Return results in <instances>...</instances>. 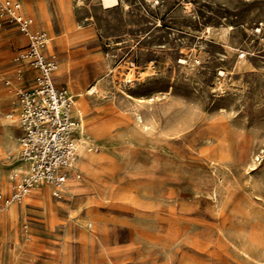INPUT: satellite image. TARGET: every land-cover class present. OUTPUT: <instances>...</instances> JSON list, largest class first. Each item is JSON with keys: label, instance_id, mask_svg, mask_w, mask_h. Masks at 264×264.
<instances>
[{"label": "rangeland", "instance_id": "obj_1", "mask_svg": "<svg viewBox=\"0 0 264 264\" xmlns=\"http://www.w3.org/2000/svg\"><path fill=\"white\" fill-rule=\"evenodd\" d=\"M23 2L81 131L66 194L41 186L0 214V264H264V0ZM3 24L9 193L36 70Z\"/></svg>", "mask_w": 264, "mask_h": 264}, {"label": "built area", "instance_id": "obj_2", "mask_svg": "<svg viewBox=\"0 0 264 264\" xmlns=\"http://www.w3.org/2000/svg\"><path fill=\"white\" fill-rule=\"evenodd\" d=\"M4 22L25 36L27 45L18 57L36 74L33 85L17 93L22 166L10 175L9 193L0 192V214L21 204L41 186H50L56 197L66 194L81 131L74 115V95L54 80L59 58L50 50L53 38L36 26L21 0H0V27Z\"/></svg>", "mask_w": 264, "mask_h": 264}, {"label": "bare ground", "instance_id": "obj_3", "mask_svg": "<svg viewBox=\"0 0 264 264\" xmlns=\"http://www.w3.org/2000/svg\"><path fill=\"white\" fill-rule=\"evenodd\" d=\"M111 1H114V0H107V4H109V2H111ZM111 3H113V2H111ZM111 3L109 4L110 6H112L111 5ZM116 4V3H115ZM126 75H129V74H126ZM125 75V76H126ZM131 76V75H130ZM129 97H131V98H133V99H137L139 102H145L146 101V99H143V98H136V97H134V96H132V95H130V94H127ZM151 100V99H150Z\"/></svg>", "mask_w": 264, "mask_h": 264}, {"label": "crops", "instance_id": "obj_4", "mask_svg": "<svg viewBox=\"0 0 264 264\" xmlns=\"http://www.w3.org/2000/svg\"><path fill=\"white\" fill-rule=\"evenodd\" d=\"M21 2L23 3V5H24V9H25V11L28 13V11H27V9H26V7H25V4H24V2H23V0H21ZM29 14V13H28ZM30 15V14H29ZM31 16V15H30ZM36 24V23H35ZM37 26V25H36ZM43 29V28H42ZM57 72V71H56ZM55 72V73H56ZM36 74V73H35ZM16 110V112L18 113V111H17V108L15 109ZM17 122H18V118H17ZM18 126H19V124H18ZM19 129H20V127H19ZM20 134H21V130H20Z\"/></svg>", "mask_w": 264, "mask_h": 264}]
</instances>
